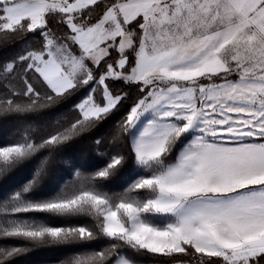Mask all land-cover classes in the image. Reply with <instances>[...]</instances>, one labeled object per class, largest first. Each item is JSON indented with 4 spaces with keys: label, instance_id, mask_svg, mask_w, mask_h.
Instances as JSON below:
<instances>
[{
    "label": "snow or ice",
    "instance_id": "6c2138e0",
    "mask_svg": "<svg viewBox=\"0 0 264 264\" xmlns=\"http://www.w3.org/2000/svg\"><path fill=\"white\" fill-rule=\"evenodd\" d=\"M264 264V0H0V264Z\"/></svg>",
    "mask_w": 264,
    "mask_h": 264
},
{
    "label": "trees",
    "instance_id": "16d2710c",
    "mask_svg": "<svg viewBox=\"0 0 264 264\" xmlns=\"http://www.w3.org/2000/svg\"><path fill=\"white\" fill-rule=\"evenodd\" d=\"M50 254L44 251H37L28 258V264H42Z\"/></svg>",
    "mask_w": 264,
    "mask_h": 264
}]
</instances>
